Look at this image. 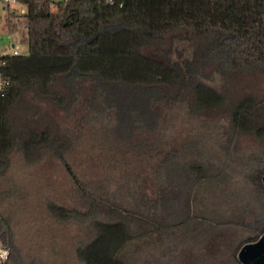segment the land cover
Returning <instances> with one entry per match:
<instances>
[{"label": "rangeland", "instance_id": "1", "mask_svg": "<svg viewBox=\"0 0 264 264\" xmlns=\"http://www.w3.org/2000/svg\"><path fill=\"white\" fill-rule=\"evenodd\" d=\"M24 12L21 5L0 8V55L11 53L12 42L21 55L28 53ZM154 38L163 47L169 46L167 37ZM203 39L200 34L185 38L175 32L169 49L172 57L176 52L190 57L192 48L200 47ZM204 81L221 88L217 72ZM226 81L230 96H251L257 102L253 130H237L227 142L217 135L222 126L227 127L226 120H200L187 115L183 107H170L165 128L172 146L191 136L181 156L163 169L169 189L164 188L158 207H141L145 216L138 222L146 226L155 223L156 230L123 245L118 258L124 264H233L238 242L247 238L252 228H264V72L236 74ZM109 94L100 96L102 116L111 114L101 124L85 121L79 109L68 113L62 103L29 94L13 109L14 143L6 167L0 170V213L5 222L0 246H6V229L20 264H83L77 251L95 236L98 224L114 219L113 215L124 221L136 220L132 217L139 214L137 206L122 211L120 191L105 201L90 197L80 201L73 177L59 157L65 158L71 174L84 179L85 188L102 187L91 179L102 180L106 197L118 188L119 170L107 169L105 158L133 159V153L122 154L112 148L123 149L129 141L144 139L153 128L154 116L143 107L146 95L123 90L115 96ZM99 110L92 105L89 116ZM46 130L51 134L45 142L30 140L32 132ZM225 145L231 153L226 152L227 147L222 150ZM187 185L192 186L187 189Z\"/></svg>", "mask_w": 264, "mask_h": 264}, {"label": "trees", "instance_id": "2", "mask_svg": "<svg viewBox=\"0 0 264 264\" xmlns=\"http://www.w3.org/2000/svg\"><path fill=\"white\" fill-rule=\"evenodd\" d=\"M19 1L25 7L28 53L0 56V170L7 165L6 156L15 138L11 113L28 94L62 103L68 113L79 109L85 121L100 124L105 116L111 117L102 116L100 96L104 92L115 96L123 90L147 96L143 107L154 116L149 135L129 141L123 149L112 148L122 154L133 153L131 158L136 162L126 156L122 161L121 157L105 158L107 169L119 170L118 188L109 196L102 180L91 179L102 186L101 190L85 188L84 179L71 174L65 158L59 156L73 177L80 201L86 197L105 201L120 191L123 212L137 206L139 214L133 215L134 222L115 215L112 220H103L94 228L91 241L77 251L83 264H124L118 258L123 245L156 230L155 223L146 226L138 222L145 216L141 207H158L164 188L169 189L163 169L181 156L191 136L172 146L165 128L170 107H183L187 115L200 120H226L227 127L222 126L217 135L227 142L237 130H253L257 102L251 96H230L226 80L236 74L264 72V0H120L121 7L97 0ZM175 32L185 38L200 34L203 43L192 48L190 57L176 52L173 58L169 49ZM155 36L167 37L169 46L163 47ZM211 72L220 75V89L204 81ZM92 105L101 111L89 116ZM50 134L34 131L29 138L42 143ZM224 148L231 153L228 146ZM135 164L140 165L138 169L131 168ZM4 226L0 213V235ZM18 262V254L10 248L0 264Z\"/></svg>", "mask_w": 264, "mask_h": 264}, {"label": "flooded vegetation", "instance_id": "3", "mask_svg": "<svg viewBox=\"0 0 264 264\" xmlns=\"http://www.w3.org/2000/svg\"><path fill=\"white\" fill-rule=\"evenodd\" d=\"M251 230L247 238L238 242L233 255V264H264V228Z\"/></svg>", "mask_w": 264, "mask_h": 264}, {"label": "built area", "instance_id": "4", "mask_svg": "<svg viewBox=\"0 0 264 264\" xmlns=\"http://www.w3.org/2000/svg\"><path fill=\"white\" fill-rule=\"evenodd\" d=\"M97 1L105 5H108V6L121 7L122 5L120 0H97ZM12 5L23 6L19 0H0V8L3 10L7 9L8 7H11ZM9 46L11 47V53L9 55L16 56L20 54L18 50L16 49V46L13 42L11 44L9 43ZM7 256H8V248L6 246H0V262H3L4 260H6Z\"/></svg>", "mask_w": 264, "mask_h": 264}, {"label": "water", "instance_id": "5", "mask_svg": "<svg viewBox=\"0 0 264 264\" xmlns=\"http://www.w3.org/2000/svg\"><path fill=\"white\" fill-rule=\"evenodd\" d=\"M261 181H262V184H263V187H264V175L261 177ZM3 231L6 234V247L8 249H10L11 247H10V241H9L8 231L6 229H4ZM244 249H242V250H244ZM242 250H241L240 254L242 253ZM18 264H20V263L18 262Z\"/></svg>", "mask_w": 264, "mask_h": 264}]
</instances>
